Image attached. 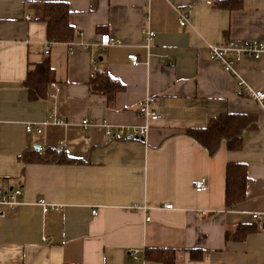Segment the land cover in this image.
<instances>
[{
	"label": "crops",
	"instance_id": "crops-1",
	"mask_svg": "<svg viewBox=\"0 0 264 264\" xmlns=\"http://www.w3.org/2000/svg\"><path fill=\"white\" fill-rule=\"evenodd\" d=\"M222 1L240 7H217ZM49 2L68 5L71 43L45 40L38 18ZM180 9L190 13L184 27ZM102 34L111 39L105 49ZM225 41L264 43V0H0V191L22 190L20 205L0 215V264H130L134 252L140 264H157L143 261L145 248L179 250L176 264H264V103L208 57L207 44ZM44 59L58 91L29 102L23 82ZM93 66L123 86L111 104L89 91ZM235 69L264 92V58ZM148 96L161 118L145 138L106 142V124L144 125L138 106ZM221 114L255 115L258 129L243 133L241 150L222 146L209 156L186 132ZM53 115L63 124L26 133ZM46 148L80 163L19 162ZM228 164L247 172L245 201L232 210L224 204ZM199 178L203 193L191 186ZM244 225L255 231L242 241L225 238ZM193 249L204 252L200 262L189 259Z\"/></svg>",
	"mask_w": 264,
	"mask_h": 264
},
{
	"label": "trees",
	"instance_id": "trees-1",
	"mask_svg": "<svg viewBox=\"0 0 264 264\" xmlns=\"http://www.w3.org/2000/svg\"><path fill=\"white\" fill-rule=\"evenodd\" d=\"M219 8H239L235 4L222 1L216 4ZM70 11L63 2H49L41 5L38 21L45 25V40L50 44H69L74 39V30L69 24ZM89 81L91 94L104 95L109 104L123 86L104 72H92ZM54 83V73L47 59L36 63L27 73L23 87L27 92L29 102L47 99L50 84ZM258 129L255 115L221 114L211 118L202 129L187 130L186 135L204 149L209 156H214L224 146L228 151H239L243 146V133ZM22 164L67 165L80 163L68 157L64 152L46 148L43 153L29 150L19 157ZM247 172L243 164H228L225 168L224 204L227 210H232L243 203L246 198ZM255 231L251 225L240 226L234 232L226 233L227 240L242 241L248 234ZM179 250L171 248H145L143 261L157 264H176ZM203 251H189V259L200 262Z\"/></svg>",
	"mask_w": 264,
	"mask_h": 264
},
{
	"label": "built area",
	"instance_id": "built-area-1",
	"mask_svg": "<svg viewBox=\"0 0 264 264\" xmlns=\"http://www.w3.org/2000/svg\"><path fill=\"white\" fill-rule=\"evenodd\" d=\"M179 26L184 27L189 23V11L188 10H177ZM29 20V17L26 18ZM153 33L147 32L145 34L144 40L147 45H149V41L151 40ZM111 45V39L109 34H102L99 37L98 47L100 49H105L106 47ZM206 51L208 57L211 61L217 64L224 73L229 74L236 80V87L238 90H241L247 97L256 100L260 105L264 103V92L255 91L251 87L245 85V83L241 80L236 71L235 67L237 64L241 63L246 59H251L254 61L260 60L264 58V43L258 42H234V41H225L220 44H207ZM44 56L49 54V46L46 45L43 50ZM128 60L131 62L133 66L138 65V59L135 55H129ZM93 65H95V60L92 61ZM92 71L101 72L96 66H93ZM50 91L57 92V86L55 83L50 84ZM52 98L54 97V93L51 92L49 94ZM155 98L148 96L146 97L138 106V114L145 120L144 125L142 126H133V127H116L114 130L109 125H104V137L106 142H122V141H133V140H143L148 133L150 128V123L158 121L161 116L155 110ZM48 124L52 125H62L63 122L56 117L51 116L47 121L33 127L31 125H27L25 128L26 133L35 132L36 134L42 133V127ZM88 125L86 120L81 122L82 127H86ZM191 186L195 193H203L206 191V181L204 178H199L192 180ZM22 195V190L19 187L11 189L7 192L0 191V215H2L3 208H14L20 203L18 202V197ZM39 206L42 207L43 213L48 211V206L46 203L41 200L38 203ZM134 209H139L138 207H134ZM164 209L170 210L172 206L167 204L164 206ZM92 215H96V211L91 212ZM254 219H259V215H253ZM45 242V239H42ZM130 264H140L138 253H133L131 255V263Z\"/></svg>",
	"mask_w": 264,
	"mask_h": 264
},
{
	"label": "water",
	"instance_id": "water-1",
	"mask_svg": "<svg viewBox=\"0 0 264 264\" xmlns=\"http://www.w3.org/2000/svg\"><path fill=\"white\" fill-rule=\"evenodd\" d=\"M35 149H37V147H35Z\"/></svg>",
	"mask_w": 264,
	"mask_h": 264
}]
</instances>
